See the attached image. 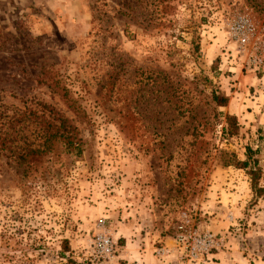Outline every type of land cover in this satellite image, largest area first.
<instances>
[{"label": "rangeland", "instance_id": "374dc122", "mask_svg": "<svg viewBox=\"0 0 264 264\" xmlns=\"http://www.w3.org/2000/svg\"><path fill=\"white\" fill-rule=\"evenodd\" d=\"M45 104L84 151L28 175L0 157V264H264V194L247 173L258 159L264 188V0H0V111ZM247 147L248 169L224 164ZM186 220L223 242L188 256Z\"/></svg>", "mask_w": 264, "mask_h": 264}, {"label": "trees", "instance_id": "16d2710c", "mask_svg": "<svg viewBox=\"0 0 264 264\" xmlns=\"http://www.w3.org/2000/svg\"><path fill=\"white\" fill-rule=\"evenodd\" d=\"M53 85L76 116H86L85 109L66 85L61 84L60 80H55ZM211 93L212 101L216 106L228 105L229 97L224 92L213 89ZM226 123L227 126L223 130L225 136L234 137L240 133V124L236 115L226 114ZM83 151L77 127L47 104L43 106L41 114L28 108L24 111H15L13 114L0 111V157L5 155L15 163L24 166L25 175H28L30 171L38 172L49 155L59 152L81 155ZM256 153L258 150L247 147L246 160L239 161L234 158V160L225 161L224 164L248 169ZM253 161L255 169H250L247 173L251 176V185L255 194L262 196L264 194V188L260 186L262 168L258 159ZM63 245L65 247L63 253L70 250L69 240H63Z\"/></svg>", "mask_w": 264, "mask_h": 264}, {"label": "built area", "instance_id": "2783aa9c", "mask_svg": "<svg viewBox=\"0 0 264 264\" xmlns=\"http://www.w3.org/2000/svg\"><path fill=\"white\" fill-rule=\"evenodd\" d=\"M253 23L249 18H240L230 26V31L237 35L242 43H246L250 32L252 31ZM189 220L185 224L178 226L180 232L177 241L181 248L187 252V255L192 258H198L202 253L208 252L210 249L218 247L223 242L217 234L210 230L202 229L197 226L188 228ZM100 244L108 247L110 244L109 238H102ZM164 248L159 250L160 253H165Z\"/></svg>", "mask_w": 264, "mask_h": 264}]
</instances>
